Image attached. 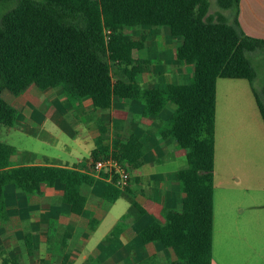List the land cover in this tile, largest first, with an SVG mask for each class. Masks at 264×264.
Here are the masks:
<instances>
[{
	"label": "trees",
	"instance_id": "trees-1",
	"mask_svg": "<svg viewBox=\"0 0 264 264\" xmlns=\"http://www.w3.org/2000/svg\"><path fill=\"white\" fill-rule=\"evenodd\" d=\"M216 2L221 10L210 14L208 0H0V124L13 126L17 118L2 90L18 95L31 86H60L74 99L89 97L97 108L109 107L115 97L137 100L145 116L159 115L167 104L173 107L167 118H159V128L185 152L187 164L177 171L184 195L178 207L164 209L163 222L154 220L140 231L143 242H159L174 253L161 264H211L216 78L248 79L264 121V85L257 91L252 84L256 69L250 56L264 50V39L242 31L239 0ZM136 26H166L170 35L182 39L176 57L192 65L190 82L139 84L151 61L134 56L145 46L143 36L137 39L126 30ZM140 148L135 133L125 141L115 137L110 144L99 135L91 156L112 155L128 169L135 166ZM14 152L0 141L1 218L7 216V185L29 196L55 180L64 185L63 202L72 212L83 213L86 195L81 187L92 185L93 175L55 161L12 166ZM115 178L106 183L103 198L114 202L127 194L132 208L141 211L134 192L115 185ZM54 229L50 221L49 231Z\"/></svg>",
	"mask_w": 264,
	"mask_h": 264
},
{
	"label": "crops",
	"instance_id": "crops-1",
	"mask_svg": "<svg viewBox=\"0 0 264 264\" xmlns=\"http://www.w3.org/2000/svg\"><path fill=\"white\" fill-rule=\"evenodd\" d=\"M258 9L264 13L261 0H239L238 23L244 33L254 37L264 34ZM145 27L149 31L144 51L162 46L167 35L172 36L166 26ZM181 42L180 38L171 49L161 50V57H166L163 61L150 58L153 71L144 83L139 82L141 86L187 83L176 79L190 72L192 79V65L176 57ZM27 90L19 128L28 134L37 127L48 131L46 123L51 121L71 140L69 158L40 157L10 144L15 148L12 166L55 161L95 179L92 185L81 187L86 195L82 214L72 212L63 202L64 185L59 180L52 185L42 183L40 193L29 196L7 185V216L0 217V264H161L172 260L170 248L143 242L140 231L154 220L163 222L164 209L178 207L184 195L177 171L187 164L185 152L174 139L163 137L159 128L160 119L167 118L173 107L167 104L159 115L145 116L142 103L129 98L115 97L109 107L97 108L89 97L74 99L60 86L43 92L37 89V101ZM47 99L56 105H49L40 115ZM65 114H69V124L64 121ZM134 115L140 122L133 121ZM133 133L140 139L141 153L135 166L128 168L127 186L141 211L132 208L127 194L114 202L105 200L102 192L109 181L107 174L95 173L92 166L91 150L97 136H105L110 144L115 137L125 141ZM183 159L185 164H181ZM121 199L126 205L114 211ZM120 220L122 226L112 233ZM50 221L55 224L53 233ZM211 264H264V121L250 82L242 77H217L215 82Z\"/></svg>",
	"mask_w": 264,
	"mask_h": 264
},
{
	"label": "rangeland",
	"instance_id": "rangeland-1",
	"mask_svg": "<svg viewBox=\"0 0 264 264\" xmlns=\"http://www.w3.org/2000/svg\"><path fill=\"white\" fill-rule=\"evenodd\" d=\"M264 3V0H261ZM209 2V8L208 13L213 14L214 12L221 10L216 2V0H208ZM257 13L259 14L260 18H263L264 20V13L258 9ZM254 21V20H253ZM163 28V27H161ZM264 29V28H261ZM129 31L135 38L140 39L142 36L144 39L147 36V31L145 26H136L131 29H126ZM258 37H262L264 39V34L258 33ZM257 37V38H258ZM180 37H173L167 35L166 39L163 40L162 46H154L150 49H147V51H144L143 49L134 51V56L140 57L141 55L143 57H150L152 59L155 58L160 60L166 59V57L163 56L161 50L165 49H171V47L176 44L179 41ZM166 56L168 55L167 52L164 53ZM250 56L252 58L253 64L256 69V76L253 80V86L257 91H260L262 86L264 85V50L263 51H257V52H250ZM164 58V59H163ZM152 65L150 63L149 69L146 70L144 73H142L139 77V82L144 83V81L147 79L148 74H152ZM153 77V75L151 76ZM179 82H188L191 80V72L186 75L185 77L181 79H176ZM251 86V84H250ZM42 91L43 90H39ZM253 91V90H252ZM38 90L37 88H34V86H31L29 90H27V95L33 100L34 96L36 97L35 101L38 100ZM26 93V92H25ZM24 92L18 95H15L11 93L7 89H3L1 92L2 98L7 101L9 104H11L14 108L18 110L19 117L17 116L15 124L13 126H6L3 124H0V140L7 142L9 144L14 145L15 147L19 149H27L33 154H37V156L40 157H54V158H60L62 159H68V152H69V144L71 142L70 138L67 136V134L63 131H61L57 126H55L51 121H47L46 123V130L45 131L43 127H37L35 129L34 133H26L22 131L19 128V124L23 123L22 120V114H21V103L23 102L24 98ZM55 94V93H54ZM40 96V95H39ZM49 105L55 106L56 104L49 99H47L42 106L43 108L39 111V114L47 109ZM25 106V105H24ZM23 112V111H22ZM75 112H78V110H75ZM72 113H74L72 111ZM69 114L64 115V121L68 123L69 120ZM140 117L137 115H134L133 121L134 122H140ZM69 124V123H68ZM73 128L74 126L70 124ZM155 131V128H153ZM68 145V146H67ZM181 151V150H179ZM185 159L181 160V164H185ZM180 164V162H179ZM126 205V201L124 199H121L117 202V204L114 206V211H120L122 210V207Z\"/></svg>",
	"mask_w": 264,
	"mask_h": 264
},
{
	"label": "built area",
	"instance_id": "built-area-1",
	"mask_svg": "<svg viewBox=\"0 0 264 264\" xmlns=\"http://www.w3.org/2000/svg\"><path fill=\"white\" fill-rule=\"evenodd\" d=\"M93 169L95 173L104 171L107 174L108 180L111 181L114 175L115 185L124 188L128 185L130 174L126 166H123L115 157L109 155L103 159L93 160Z\"/></svg>",
	"mask_w": 264,
	"mask_h": 264
}]
</instances>
